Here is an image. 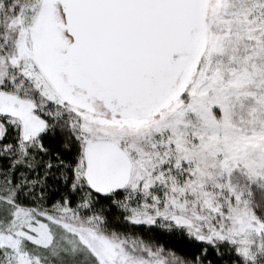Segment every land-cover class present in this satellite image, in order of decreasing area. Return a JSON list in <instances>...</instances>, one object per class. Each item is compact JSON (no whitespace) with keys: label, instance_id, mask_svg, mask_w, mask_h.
<instances>
[{"label":"snow or ice","instance_id":"snow-or-ice-1","mask_svg":"<svg viewBox=\"0 0 264 264\" xmlns=\"http://www.w3.org/2000/svg\"><path fill=\"white\" fill-rule=\"evenodd\" d=\"M0 264H264V0H0Z\"/></svg>","mask_w":264,"mask_h":264}]
</instances>
